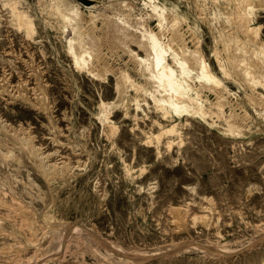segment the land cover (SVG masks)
I'll return each mask as SVG.
<instances>
[{
	"label": "rangeland",
	"instance_id": "obj_1",
	"mask_svg": "<svg viewBox=\"0 0 264 264\" xmlns=\"http://www.w3.org/2000/svg\"><path fill=\"white\" fill-rule=\"evenodd\" d=\"M46 1L57 5L55 0ZM67 1L77 4L81 11L83 27L87 29L91 23L95 24L93 29L90 28L91 35L98 36L97 38L101 40L99 41L101 52L105 54L113 72H118V68L129 67L130 73L134 77L137 75L136 79L142 81L137 74L138 66L129 55L128 47L120 44V40L114 36L116 32L113 26L114 16L119 14L123 16L128 12L130 21L136 22L138 21L136 17L141 16L147 25L158 30L156 27L158 19L148 6L149 0ZM154 1L159 5L165 3L168 6H176L186 13L187 19L169 7L167 9L168 19L173 15L178 19L188 45L193 44V39L199 42L203 57L210 63L213 70L217 67L214 54L224 63L227 75L223 78V85L215 87L228 101L224 110L227 113L231 110L239 114L246 110L250 116L248 123L253 120L263 122L264 99L262 104L261 102L257 104L250 98L252 96L257 99L256 89L264 95V88L255 87L239 70L228 65L226 56L234 49L229 47L230 53H228L223 48L224 37L221 35V29L227 20L225 15L220 13V8L225 4L234 13L231 24L229 21L225 24L226 27L230 25L225 30L233 31L239 40L256 47L254 42L246 40L242 29L239 28L244 22L237 14L234 1L228 0L230 3H227V0ZM16 6L31 14L36 32L31 39L25 37L22 30L16 26L10 27L7 23L5 26L0 25V76L5 74L9 82L15 84L19 79L18 69L22 68L26 73L23 74V78L29 81L27 93L34 101L35 79L29 72L27 73L25 64L31 66L39 64L42 77L48 83L47 96L50 105H53L50 115L52 114L56 127L50 124L43 110L40 111L37 106L23 104L20 100H11L8 94L3 96L0 94V117L5 124L7 123L8 131L15 133L19 131V135L24 133V136L32 134L33 144L40 147L41 155H47L45 162L56 161L55 163L62 164L65 160L69 163V167L72 164L70 168H73L71 170L73 177L68 185L58 190L53 203V209L56 210L57 215H62L70 223L79 222L78 218L82 216L85 221L83 223L80 221L81 224L87 226L85 224L87 222L94 223L100 235L105 236L103 239L107 238L108 242L113 240L127 251L137 249V252L148 251L175 239L177 242L187 238L235 247L253 239L256 234L257 236L263 234L264 134H252L253 138L249 143L244 141L247 137L226 138L218 134L206 122L195 118L181 117L169 121L160 119L156 117L151 103L147 106L143 105L146 112L138 111V116L135 118L132 114L125 117L121 109H117L113 113H107V119H103L102 122L99 119L97 101L100 96L104 98L105 95V100L114 99L116 94L113 88L114 74L109 73L105 77L94 78L85 71H78L65 50L66 40L64 38L60 40V37L56 35L53 20L51 17L45 18V13L39 8V0H18ZM261 12L264 15V11ZM103 17H106V23L103 22ZM259 19L263 21L264 34V16ZM167 22L163 23L164 35L170 34V25ZM252 22L256 24L257 19ZM188 26H191V30ZM194 26L197 28H195L196 34L195 38H191ZM135 27L136 30H131V33L137 37L140 34V27L137 24ZM127 45L137 49L132 42H128ZM203 94L211 101L215 100L214 91L204 90ZM153 119H158L165 126L175 125L177 132L163 135L161 142L157 143L152 137L158 132L159 127L152 123ZM14 129L16 131H13ZM80 129L85 132L84 141L87 150L83 152L79 149L81 139L77 138ZM58 130L61 132V135H59L60 132L58 133L61 143L57 144L51 137H53V131ZM110 131H116L115 138L108 137ZM67 137L78 143L76 150L71 148ZM126 162L132 166L129 173L124 168ZM78 163H80L79 166ZM149 184L155 185L151 196L147 190ZM138 185L144 189L138 192ZM247 185L255 186L249 195L245 192ZM5 187L8 188L6 185L0 188V198L6 199L5 201L10 204L6 202L1 204L0 213L6 220L20 223L22 215L18 213L21 215L19 220L15 210L18 208L17 202L22 201V198ZM4 193H6L5 196ZM204 195H211L215 200V211L213 210L211 214L209 210L201 208L206 205ZM15 196L18 197L17 201ZM11 197H14V200ZM100 198H103V203H98ZM136 201L142 203L144 208L146 207L144 220L140 219V215L136 212ZM150 202L153 204L151 203L149 207L147 205ZM24 204L28 211L33 210V203ZM171 204L186 208V215H184L186 229L173 231L172 226L167 225L170 214L166 209ZM236 210L240 211L236 212ZM12 211L17 215H14ZM202 212L209 214L211 225L206 226L201 221L194 223L191 221L194 214L197 216ZM8 217L14 219H7ZM74 239L69 240L60 253L65 263H123L121 259L113 255L109 258L105 257L106 260L102 255H98L99 253H94L88 247L89 242L81 244V249L78 247L80 251L75 247ZM79 241L82 242L81 239ZM41 246V253L46 252L47 255L52 251L48 249L53 248L54 245L43 240ZM33 250L29 247L24 252L26 256H23L24 261ZM8 256L10 257L4 264H16V260L19 259L12 251ZM24 264L27 263L24 262ZM143 264H264V240L254 247H245L232 255L208 257L200 250H188L178 255L153 258Z\"/></svg>",
	"mask_w": 264,
	"mask_h": 264
},
{
	"label": "bare ground",
	"instance_id": "obj_2",
	"mask_svg": "<svg viewBox=\"0 0 264 264\" xmlns=\"http://www.w3.org/2000/svg\"><path fill=\"white\" fill-rule=\"evenodd\" d=\"M233 1L238 16L244 22L239 28L242 29L246 40L254 42L256 47L239 40L233 31L230 32L227 30V32L225 30V28L227 29L230 26L228 25L226 27L225 24L228 21L231 24V18L234 16V13L231 12L227 4H225L224 7H219L220 13L225 15V20H227L221 29V35L224 37L223 48L228 53H230L229 47L234 49L233 52L226 56L227 63L228 65L233 66L235 70H239L255 87L264 88V34L262 32L263 21L259 19V17L264 16L261 12L264 11V0ZM55 2L57 5L47 2L46 0H39V8L45 13V18H52L54 23L53 29L56 35L60 37V40H62V38L66 40L65 50L70 56L72 64L78 71H85L88 75H91L94 78L105 77L109 73L114 74L115 81L113 88L116 92L114 99L110 98L111 100H105V95L104 98L100 96L97 101L100 113L99 119L102 122L103 119H107V113H113L117 109H121L123 116L127 117L132 114L133 118H135L138 116V111L143 113L146 112L143 105L147 106L151 103L154 112L156 113V117L160 119L169 121L173 118L181 117L195 118L206 122L218 134L226 138L238 139L247 137L244 141L245 143H249L253 138L252 134H264V120L263 122L253 120V122L248 123L247 120L250 116L246 110H244V113L242 114L231 112V110L227 113L224 110L228 101L219 90L215 89V87L223 85V78L227 75L224 63L220 61L216 54H214L217 61V67L216 70H213L210 63L203 57L199 42L193 39V44L191 46L188 45L186 38L183 36L184 33L179 26L178 19L175 18L174 15L168 19L169 15L167 9L169 8L187 19V17H185L187 16L186 13L179 10L176 6H168L165 3L159 5L155 3L154 0H149L148 6L158 19L156 23L158 30H154L147 25L141 16L136 17L138 20L136 22L129 20L130 17L128 12L124 13L123 16L120 14L114 16L115 21L113 27L116 32V35L114 36L116 39L120 40V44L128 47L127 49L131 59L133 58L136 66H138L137 74L142 79V81H140L136 79L137 75L134 77L130 73L129 67L118 68V72H113L109 66L110 64L108 65L107 63L105 54L101 52V44L99 43L101 40L97 38L98 36L91 35L90 28H94L95 24L91 23L87 29L82 26L81 11L76 3L67 0H55ZM226 2L230 3L228 0ZM16 3H18V0H0V25L3 24V26H5V23H7L10 27L16 26L22 30L24 35H26L25 37L32 39L36 32L34 19L31 14L18 8ZM123 5L125 6V3ZM3 9L5 10L4 12ZM256 19L257 23L252 24V21ZM165 21H168L167 24L169 23L170 25L169 35H164L165 28L163 23ZM103 22H107L106 17H103ZM136 24L140 27V34L137 37L133 36L131 33V30H136ZM188 28L191 30V26H188ZM195 28L196 26H194L191 31V38H195ZM128 42H132L137 49L129 47L127 45ZM26 61L27 60H25V62ZM25 65L28 70L27 73L29 72L35 79V86H33L35 94L34 101L27 93V82L29 81H27V78H23V74L26 73L22 68L21 70L18 69L19 79L15 84H11L5 74L0 76V94L2 96L8 94L11 100H20L21 103L27 104L31 107L37 106L40 111L43 110L50 124L52 123V125L56 127L55 120L54 118L52 119V114L50 115L53 105L51 106L48 100V83H46L42 77V69L39 64L33 66L28 64ZM204 90L214 91L215 100L211 101L208 99L203 94ZM256 92L258 93L256 95L257 99H254L251 96L250 100L253 103L259 104L261 102L262 104L264 95L261 92H258V89H256ZM7 100L8 99L6 98V101ZM152 123L159 127V129H157L158 132L156 134L154 133L155 135L152 137L156 139L157 143L161 142V137L163 135L175 131L177 132L175 125L173 124L165 126L162 125L158 119H153ZM6 124L2 117H0V188L1 186L6 185L15 194L21 196L22 201L19 203L17 202L18 208L16 206L17 209L15 211L22 216L19 214L17 215L14 211L12 212L14 215L19 216V220L20 216L22 219L20 223H13L15 221H11V223L6 220L5 217L3 218L2 213H0V264H4V262L10 257L8 256L10 251L19 257L15 262L16 264H24V262L27 264H68L62 260L63 255L60 253L63 251V246L75 237H79L82 240V242H80V239H74V245L76 248L79 247L81 249V244L89 242L88 247H90L94 253H99L98 255H102L104 258H109L113 255L118 259H121L123 261L122 264H143L145 261L153 258L178 255L188 250H200L205 256L208 255V257H218L223 254L232 255L240 251V249L243 250L245 247H254L257 243H261V241L264 240V232L258 236L256 234L253 239L235 247L218 244L212 240V242H200L192 238H187L181 241L177 240L176 242V239H172L173 241L162 244L148 251L137 252V249L135 251L130 249V251H127L123 246H119V243L117 244L113 242V240H109L110 242H108L107 238V240L103 239L105 236L102 237L100 235L99 229L94 223L87 222L85 223L87 226L81 224V222L83 223V221H85V219H82L81 215V217L78 218L79 222L81 221L80 223L73 222V220V223H70L67 222V219L62 215L56 214V210L53 209V203L58 190L65 185H68L70 179L73 177V174L71 173L73 168H70L72 164L69 167V163L65 162V160L62 161V164L55 163L56 161H51L52 163L45 162V160H47L45 159L47 155H41L39 152L41 150L40 147L33 144L34 141L32 142V138L34 137L32 134V137L31 135H29L30 137L28 135L24 136V133L22 132L23 135H19L20 132L18 131V133L15 129L13 131H16V133L10 132L6 127ZM83 129H80V133L77 137L81 139L79 142V144H81L79 149L82 152L87 150L85 147V132ZM60 130L53 131V137H51V139L53 138L54 142L57 144L61 143V140L58 138ZM59 135H61V132ZM115 136L116 131L108 132V137L115 138ZM67 139L71 148L75 149L78 143L75 142L74 139L71 140L70 137H67ZM132 150H134V148ZM126 163L124 168L126 169L125 171L129 173L132 166L130 163ZM79 165L80 163H78V166ZM154 186L155 185L153 184H149L147 187L150 196L153 194L152 189ZM254 187L247 185L245 187V192L248 195L251 194L250 192ZM8 188L5 187V189ZM141 189H144V187L138 185V192ZM5 191L7 192V190ZM5 194L6 193H4V196ZM16 197L17 196H15V198ZM203 199H206V205H203L201 208L209 210L211 214L215 209V200L211 195H204ZM5 200L0 198V205L5 204ZM10 200L11 199L9 198V201ZM17 200L18 197L16 198V201ZM103 202V198H100L98 203ZM8 203L9 202H6V204ZM24 203H33V210L28 211L24 206ZM151 203L152 202L147 206L150 207ZM136 204V212L140 215V219L144 220L146 216V207L144 208L142 203H137V201ZM11 205L8 206L10 207ZM164 206H166V204ZM183 207L184 206L181 205L174 206L171 204L169 208L166 209L170 214V218L167 219L165 217L167 219V225L170 224L173 231L186 229V217H184V215H186V208L184 209ZM237 211L238 210H236V212ZM208 215L209 214L203 212L201 215L199 214L197 216L194 214V216L191 217V221H193V223L195 221H201L206 226L211 225ZM11 217H8L7 219H14ZM68 221H70V219ZM43 240H46L48 244L54 245L53 248L48 249L49 251H52L49 254L47 253V255L45 254L46 252L44 254L41 253V242ZM29 247H32L34 250L31 251L32 253L30 255L27 252L29 256L26 258V261H24V252ZM118 263L115 262V264Z\"/></svg>",
	"mask_w": 264,
	"mask_h": 264
}]
</instances>
